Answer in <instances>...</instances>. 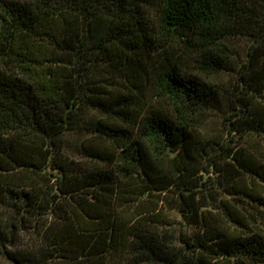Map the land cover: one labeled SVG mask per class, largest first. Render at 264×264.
Masks as SVG:
<instances>
[{"label": "trees", "instance_id": "1", "mask_svg": "<svg viewBox=\"0 0 264 264\" xmlns=\"http://www.w3.org/2000/svg\"><path fill=\"white\" fill-rule=\"evenodd\" d=\"M0 264H264V0H0Z\"/></svg>", "mask_w": 264, "mask_h": 264}, {"label": "rangeland", "instance_id": "2", "mask_svg": "<svg viewBox=\"0 0 264 264\" xmlns=\"http://www.w3.org/2000/svg\"><path fill=\"white\" fill-rule=\"evenodd\" d=\"M161 104L165 105L164 100H162ZM72 139H73V141L75 143V146L73 148V153L76 154L75 159L76 160H80V156L77 153L78 152L77 147H79L83 141L86 142L87 139L85 138L84 134H79V135L78 134H74V135H72ZM173 207H174V205H173ZM170 213L172 215H174L177 218V220L182 221L181 217L179 216V214L176 211H171Z\"/></svg>", "mask_w": 264, "mask_h": 264}]
</instances>
